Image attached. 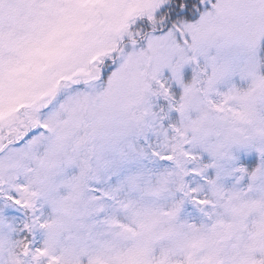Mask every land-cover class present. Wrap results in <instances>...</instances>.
<instances>
[{
    "label": "snow or ice",
    "instance_id": "snow-or-ice-1",
    "mask_svg": "<svg viewBox=\"0 0 264 264\" xmlns=\"http://www.w3.org/2000/svg\"><path fill=\"white\" fill-rule=\"evenodd\" d=\"M0 264H264V0H0Z\"/></svg>",
    "mask_w": 264,
    "mask_h": 264
}]
</instances>
